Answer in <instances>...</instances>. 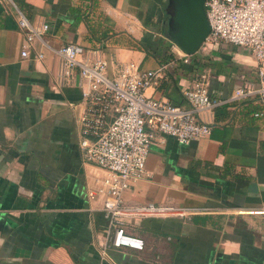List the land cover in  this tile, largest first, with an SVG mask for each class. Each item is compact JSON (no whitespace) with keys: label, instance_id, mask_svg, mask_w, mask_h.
Segmentation results:
<instances>
[{"label":"crops","instance_id":"obj_1","mask_svg":"<svg viewBox=\"0 0 264 264\" xmlns=\"http://www.w3.org/2000/svg\"><path fill=\"white\" fill-rule=\"evenodd\" d=\"M167 3L0 0V264H264V216L240 213L264 209V104L232 100L235 89L259 86L257 62L221 45L184 64L164 35ZM20 14L49 25L28 58ZM67 44L102 51L109 76L126 62L168 65L146 94L184 108L183 90L209 72L211 97L221 102L202 114L209 137L183 145L158 135L148 177L124 193L127 205L183 211L126 220L143 251L105 249L110 220L97 183L105 172L79 149L84 85L78 69L63 73L56 50Z\"/></svg>","mask_w":264,"mask_h":264},{"label":"built area","instance_id":"obj_2","mask_svg":"<svg viewBox=\"0 0 264 264\" xmlns=\"http://www.w3.org/2000/svg\"><path fill=\"white\" fill-rule=\"evenodd\" d=\"M205 7L210 33L199 53L211 52L221 45L251 52L257 62L259 86L249 84L235 89L232 100L256 98L264 104V0H207ZM19 28L26 36L22 57L28 58L33 44L48 32L49 25L33 26L20 14ZM170 49L184 64L191 63L192 56L177 45L170 43ZM56 53L63 58L66 77L78 69L83 79L85 110L79 125V149L86 164L105 172L97 180L100 193L106 195L104 211L110 220L105 249L143 251L144 239L127 232L126 220L165 218L183 215V211L154 204L127 205L124 193L148 177L147 162L158 135L172 137L183 145L211 135L212 126L202 119V114L221 102L211 97L210 74H197L183 90L189 105L184 108L146 94L160 86L168 65L147 70L136 62H126L109 76V62L100 50L67 44ZM43 57L36 53V58ZM240 213L264 216V209H242Z\"/></svg>","mask_w":264,"mask_h":264},{"label":"water","instance_id":"obj_3","mask_svg":"<svg viewBox=\"0 0 264 264\" xmlns=\"http://www.w3.org/2000/svg\"><path fill=\"white\" fill-rule=\"evenodd\" d=\"M206 1L168 0L165 8V38L177 45L186 55L197 54L210 33Z\"/></svg>","mask_w":264,"mask_h":264},{"label":"rangeland","instance_id":"obj_4","mask_svg":"<svg viewBox=\"0 0 264 264\" xmlns=\"http://www.w3.org/2000/svg\"><path fill=\"white\" fill-rule=\"evenodd\" d=\"M197 54H200V55L202 54L201 56H203L204 54H207V52H205V51L203 53L202 52L201 53L198 52Z\"/></svg>","mask_w":264,"mask_h":264},{"label":"flooded vegetation","instance_id":"obj_5","mask_svg":"<svg viewBox=\"0 0 264 264\" xmlns=\"http://www.w3.org/2000/svg\"><path fill=\"white\" fill-rule=\"evenodd\" d=\"M164 29H165V31H167V26H165V28H164Z\"/></svg>","mask_w":264,"mask_h":264},{"label":"trees","instance_id":"obj_6","mask_svg":"<svg viewBox=\"0 0 264 264\" xmlns=\"http://www.w3.org/2000/svg\"><path fill=\"white\" fill-rule=\"evenodd\" d=\"M147 43H148V40H147ZM147 45V44H146Z\"/></svg>","mask_w":264,"mask_h":264}]
</instances>
